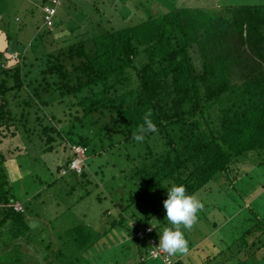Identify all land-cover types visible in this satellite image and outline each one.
Segmentation results:
<instances>
[{
    "label": "trees",
    "instance_id": "16d2710c",
    "mask_svg": "<svg viewBox=\"0 0 264 264\" xmlns=\"http://www.w3.org/2000/svg\"><path fill=\"white\" fill-rule=\"evenodd\" d=\"M46 3L40 1L41 6ZM58 8L53 26L43 21L41 29L55 35L69 30L73 37L69 35L65 44L51 49L41 48V56L36 53L40 47L36 41L23 44L18 40L20 27L3 31L9 45L0 49V134L21 135L29 156L30 149L51 152L57 140L70 143L69 156L58 170H68L66 176H72L81 186L79 191H84L76 201L91 192L85 185L94 182L86 171L89 156L110 155L118 170L122 166L130 169L126 180L130 192L112 199L117 183L106 186L111 204L120 206L116 208L118 218L110 221L108 230L99 233L85 222L67 230L78 250L95 252V243L116 223L123 226L127 219L121 213L129 211L128 222L135 228L126 233L132 241L122 239L126 249L104 263L163 264L148 257V243L134 234L138 227L150 226L151 236L159 240L165 228H174L163 206L167 188L174 184H183L187 194L203 203L197 221L205 220L220 230L235 221L244 229L236 236L241 243L237 252L247 254L254 249L264 232V206L256 208L253 201L248 215L238 214L240 202L223 189L240 165H264V0L231 6L229 12L218 15L169 7L136 24L101 27L94 32L87 27L80 31L63 27ZM45 33L37 36L39 40ZM16 48L22 52V60L14 64ZM31 53L42 64L25 71ZM55 102L65 104L60 115L51 109ZM148 110L158 132L139 143L133 135ZM94 137L102 141L101 151L91 145ZM71 144L86 147V162L79 173L69 170ZM128 145H143L148 150L136 155L122 153ZM5 159L0 152V240L25 239L31 244L37 240V231L26 217L28 205L21 211L14 207L17 200ZM92 172L95 176L101 173L100 181H105L101 170ZM246 177L242 179L248 180ZM237 186L234 182L230 189ZM203 192L212 193L214 202ZM228 207L232 210L227 213ZM212 210L222 211V218L212 215ZM148 218L154 219L155 227L143 224ZM248 235L253 236L252 241L245 239ZM41 242L42 248H51L46 240ZM119 255L123 256L121 262ZM177 264L188 263L181 259Z\"/></svg>",
    "mask_w": 264,
    "mask_h": 264
},
{
    "label": "rangeland",
    "instance_id": "374dc122",
    "mask_svg": "<svg viewBox=\"0 0 264 264\" xmlns=\"http://www.w3.org/2000/svg\"><path fill=\"white\" fill-rule=\"evenodd\" d=\"M40 1L0 0L1 50H4L9 45L6 42L3 31L11 29L12 32L13 28L15 29L16 27L21 28L18 36L20 42L29 44L32 41H36L35 43L39 44L38 46L40 47L36 49L38 56H41V52H39L41 48L51 49L57 45L65 44L64 41L71 35L69 30L62 32L64 33L63 35H55L45 33L46 30L41 29L43 27V12ZM62 1L63 4L61 5V2L59 4L58 16L60 15L64 21L63 27L67 29L72 27L78 31L87 27L88 31L94 32L101 27L117 29L133 25L146 19L151 13H157L163 11V9L167 10L169 7L181 6L201 9L208 11L211 15H218L226 13L231 6L255 4L261 0ZM40 33L45 34L39 40L37 36ZM66 33H68V36ZM12 56L15 61L14 64L22 60V52L18 48L14 50ZM32 64L34 65L32 66ZM40 64H42L40 59L31 53L25 61L24 69L29 71L35 66H40ZM58 103L60 102H55L54 104L56 105H51V109L57 115H60L65 104L57 105ZM77 130L80 132L81 129L77 128ZM54 144V150L49 153H39L37 150L33 151L30 149L31 156H29L27 144L21 135H12L6 132L0 134V152L6 156L4 163L9 173L15 199L17 200L15 204L21 205L22 209L25 204L28 205L26 217L38 233H36L37 240L35 242L32 241L31 244H28L25 239L11 241L4 238L0 240V263L2 264H71L72 261L78 264H87L83 257L91 264H106L104 261L108 260L109 256H118L117 253L119 251L121 253L123 249H126L122 239H127L126 243L132 241L126 231H134L135 226L133 222L130 223L129 211L128 213L123 211L121 214L125 220L127 219L124 225L121 226L116 223L117 226H113L112 230L104 238L95 243V252L90 249L85 252L78 250L67 230L79 224V222H85L86 225L99 233L108 230L110 221L118 218L120 212L116 208L120 209V206L115 208L111 204L110 192L106 189V186L117 183V187L111 192L112 199H116L125 192H130V186L126 182L130 169L128 167L124 169V166H122L118 170L112 161L113 156L110 157V155L109 157L105 154L102 157L89 156L87 159L90 167L86 165V171L92 174H90V178L94 182L85 185L91 192L76 201L79 194L81 195L84 191H79L81 186L77 184L78 181L75 182L72 176H66L68 170H58V167L63 165L69 156L70 143L57 140ZM104 144L106 146L108 142L106 141ZM91 145L97 151L102 149V141L99 137H94ZM139 150L145 151L148 148L143 145L140 148L128 145V149L121 152L128 155H136ZM153 151H156L155 146ZM86 156L87 154L84 156L85 162ZM91 169L101 170L104 173L102 177L105 181H100L101 173L95 176ZM245 175H247L246 178L248 180L242 179ZM83 179L85 181L87 177ZM232 180L229 183L227 182L223 190L227 191L238 203L240 202L241 208L238 214L248 215L247 208L252 205L253 201L256 202V208L264 206V165L259 167L249 162L240 165L236 176ZM54 181L55 183L52 184ZM234 182L238 184L237 189H230ZM48 184L52 185L48 187ZM203 193L211 198H209V202H214L215 197L212 193ZM199 197L203 198L201 195ZM119 203L123 204L125 202L120 201ZM106 210L109 212L106 213ZM229 210H232V208L228 207L227 213ZM211 214L219 218L223 216L222 211L219 210H212ZM153 221L154 219L148 218L143 224L152 225ZM206 222L205 220H196L191 229H186L183 225L173 226L175 230L182 231L188 241L187 253L176 254L175 259L177 261L184 259L188 264H264V232L259 237L257 245L253 247L254 249L248 250L247 254L251 256V260H249L250 257H247L243 250L240 254L237 252L241 243L239 240L237 241L238 237L236 236H239V233L244 230L239 228L240 225L238 226L234 221L223 226L220 230V227H214ZM157 232L154 231L155 234ZM124 234H127V236ZM232 234H236L235 237H231ZM44 236H47V238H44ZM59 236L61 237L59 238ZM245 239L252 241L253 236L250 237L248 235ZM42 240H46L45 243L47 245L50 244L51 248H42ZM226 246H229V248ZM119 257V262H121L123 256L119 255ZM224 258H229L230 261L227 262ZM108 264H115L114 260L109 261Z\"/></svg>",
    "mask_w": 264,
    "mask_h": 264
},
{
    "label": "clouds",
    "instance_id": "9594fccd",
    "mask_svg": "<svg viewBox=\"0 0 264 264\" xmlns=\"http://www.w3.org/2000/svg\"><path fill=\"white\" fill-rule=\"evenodd\" d=\"M157 132L158 128L152 119V112L148 110L143 116V122L137 126L133 139L142 143L148 134ZM167 189V198L163 201V206L168 222L172 226L183 225L184 228L191 229L197 220L198 212L204 207L203 203L196 196L187 194L183 184H174ZM152 226L155 227L154 224ZM158 245L169 255L188 251V241L184 233L175 228H165L159 233Z\"/></svg>",
    "mask_w": 264,
    "mask_h": 264
},
{
    "label": "built area",
    "instance_id": "2783aa9c",
    "mask_svg": "<svg viewBox=\"0 0 264 264\" xmlns=\"http://www.w3.org/2000/svg\"><path fill=\"white\" fill-rule=\"evenodd\" d=\"M60 2L61 0H47V3L44 6H41L43 12V21L49 27L53 26V18L57 12ZM72 150L73 157L70 161L69 170L79 173L85 163L84 156L86 155V147L82 145H73ZM14 207L18 211L22 210L21 205L15 204ZM151 233L152 228L150 226H143L138 227L136 233L134 234L137 239L146 241L148 243V257L152 259H160L163 264H177V260L172 255L164 252L159 247V240L155 237H152Z\"/></svg>",
    "mask_w": 264,
    "mask_h": 264
},
{
    "label": "water",
    "instance_id": "95a60500",
    "mask_svg": "<svg viewBox=\"0 0 264 264\" xmlns=\"http://www.w3.org/2000/svg\"><path fill=\"white\" fill-rule=\"evenodd\" d=\"M0 264H2V263H0Z\"/></svg>",
    "mask_w": 264,
    "mask_h": 264
}]
</instances>
